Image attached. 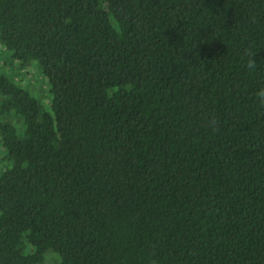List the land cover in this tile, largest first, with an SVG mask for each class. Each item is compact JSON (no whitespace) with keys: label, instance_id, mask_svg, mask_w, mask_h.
I'll return each instance as SVG.
<instances>
[{"label":"trees","instance_id":"1","mask_svg":"<svg viewBox=\"0 0 264 264\" xmlns=\"http://www.w3.org/2000/svg\"><path fill=\"white\" fill-rule=\"evenodd\" d=\"M0 48V264H264V0H0Z\"/></svg>","mask_w":264,"mask_h":264},{"label":"rangeland","instance_id":"2","mask_svg":"<svg viewBox=\"0 0 264 264\" xmlns=\"http://www.w3.org/2000/svg\"><path fill=\"white\" fill-rule=\"evenodd\" d=\"M19 80L21 82H23L24 84L25 83H31V82L34 83L33 91L39 97L42 94V90H44V89L48 90V88H49L47 83L45 82V80H44L45 83L43 82L42 74L35 65L27 68V70L25 69V71H23V73H21ZM39 80H42V82H39ZM42 84H43L44 89L41 86ZM44 93H45V91H44ZM45 96H46V93H45ZM40 99L43 103H46V100L44 99V97H41ZM0 154H1V149H0Z\"/></svg>","mask_w":264,"mask_h":264},{"label":"clouds","instance_id":"3","mask_svg":"<svg viewBox=\"0 0 264 264\" xmlns=\"http://www.w3.org/2000/svg\"><path fill=\"white\" fill-rule=\"evenodd\" d=\"M248 66L250 68H254L255 67V59H254V56L252 57V59L249 60V64ZM257 96L262 98V102H264V89H261L258 93H257Z\"/></svg>","mask_w":264,"mask_h":264}]
</instances>
